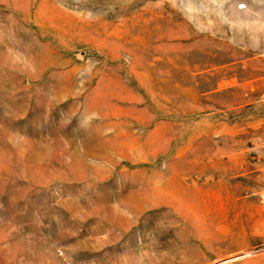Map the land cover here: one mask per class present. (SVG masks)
I'll return each instance as SVG.
<instances>
[{
	"label": "rangeland",
	"instance_id": "rangeland-1",
	"mask_svg": "<svg viewBox=\"0 0 264 264\" xmlns=\"http://www.w3.org/2000/svg\"><path fill=\"white\" fill-rule=\"evenodd\" d=\"M0 264H264V0H0Z\"/></svg>",
	"mask_w": 264,
	"mask_h": 264
}]
</instances>
